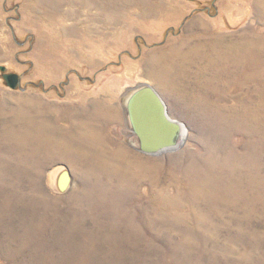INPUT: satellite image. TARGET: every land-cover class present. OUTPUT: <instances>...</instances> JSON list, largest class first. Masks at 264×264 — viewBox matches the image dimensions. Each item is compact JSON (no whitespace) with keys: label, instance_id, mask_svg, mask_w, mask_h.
<instances>
[{"label":"rangeland","instance_id":"1","mask_svg":"<svg viewBox=\"0 0 264 264\" xmlns=\"http://www.w3.org/2000/svg\"><path fill=\"white\" fill-rule=\"evenodd\" d=\"M0 41V264H264V0H0Z\"/></svg>","mask_w":264,"mask_h":264},{"label":"water","instance_id":"2","mask_svg":"<svg viewBox=\"0 0 264 264\" xmlns=\"http://www.w3.org/2000/svg\"><path fill=\"white\" fill-rule=\"evenodd\" d=\"M0 69L4 70L5 66L0 65ZM2 76L11 88L20 85L17 73L4 72ZM154 89L148 83L139 84L125 106L141 150L149 154H160L178 147L182 139L181 128L185 124L169 116L164 100Z\"/></svg>","mask_w":264,"mask_h":264},{"label":"bare ground","instance_id":"3","mask_svg":"<svg viewBox=\"0 0 264 264\" xmlns=\"http://www.w3.org/2000/svg\"><path fill=\"white\" fill-rule=\"evenodd\" d=\"M183 81L186 82L187 79H185ZM129 98L130 97H128V99H127V102H126L127 104H128ZM125 110L127 111L126 106H125ZM128 117H129V115H128ZM181 129H182V139L178 143V146L181 145V143L184 141V134L186 133L185 126L183 128H181ZM68 175L69 174H68L67 170L63 166L59 167V169L54 171V173H53V176H54L53 181H54V184H55V189L60 191V190H63V189L65 190L66 188L69 187L70 183H68L69 182V178H68L69 176Z\"/></svg>","mask_w":264,"mask_h":264},{"label":"crops","instance_id":"4","mask_svg":"<svg viewBox=\"0 0 264 264\" xmlns=\"http://www.w3.org/2000/svg\"><path fill=\"white\" fill-rule=\"evenodd\" d=\"M0 43H1V41H0Z\"/></svg>","mask_w":264,"mask_h":264}]
</instances>
